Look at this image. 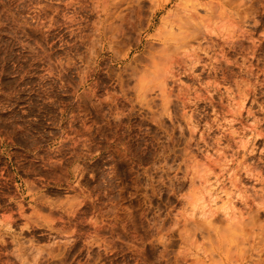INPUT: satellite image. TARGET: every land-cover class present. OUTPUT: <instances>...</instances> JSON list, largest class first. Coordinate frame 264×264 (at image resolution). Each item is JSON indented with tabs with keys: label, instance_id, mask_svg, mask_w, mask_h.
Wrapping results in <instances>:
<instances>
[{
	"label": "rangeland",
	"instance_id": "1",
	"mask_svg": "<svg viewBox=\"0 0 264 264\" xmlns=\"http://www.w3.org/2000/svg\"><path fill=\"white\" fill-rule=\"evenodd\" d=\"M0 264H264V0H0Z\"/></svg>",
	"mask_w": 264,
	"mask_h": 264
}]
</instances>
